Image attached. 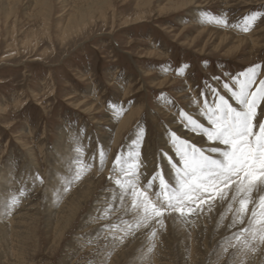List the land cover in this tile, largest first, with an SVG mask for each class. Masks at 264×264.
Returning <instances> with one entry per match:
<instances>
[{
	"label": "rangeland",
	"instance_id": "1",
	"mask_svg": "<svg viewBox=\"0 0 264 264\" xmlns=\"http://www.w3.org/2000/svg\"><path fill=\"white\" fill-rule=\"evenodd\" d=\"M257 65L264 0H0V264H264V185L144 221L113 169L138 151L139 187L175 184L170 133L221 159L179 113L208 126L212 88L239 108L223 84Z\"/></svg>",
	"mask_w": 264,
	"mask_h": 264
},
{
	"label": "snow or ice",
	"instance_id": "2",
	"mask_svg": "<svg viewBox=\"0 0 264 264\" xmlns=\"http://www.w3.org/2000/svg\"><path fill=\"white\" fill-rule=\"evenodd\" d=\"M203 15L208 23L228 25L224 18L207 13ZM260 16L261 13L252 12L244 17L242 30L247 32ZM257 67L252 66L233 77L231 86L227 82L223 84L239 108L212 88L214 101H206L201 112L208 126L183 110L179 113L181 120L193 132L203 135L207 141L216 145L212 151L219 152L221 159L206 155L201 148L170 133L179 157L178 163H173L167 157L175 170L176 183L169 182L163 171L157 169L148 180L147 187L141 188L136 183L143 163L139 152H136L135 157L129 154L128 159H122L121 154L116 156L113 169L119 168L120 176L115 179V185L133 198V206L142 210L144 221L163 218L172 213L180 217H191L198 209L204 210L202 206L207 200L215 199L218 193L232 184L236 185L237 192L248 193L258 185H264V79L257 80ZM220 145L224 146L223 151H220ZM121 176L129 179L122 180ZM156 181L158 185L154 184ZM259 200V215L264 218V195ZM11 203L15 204L16 199L13 198ZM208 210H211L210 206ZM240 211H247L244 199L240 200ZM251 215L255 222L257 212L253 210ZM156 222L163 224V219H157ZM243 231H252L255 238V230L245 228ZM260 231L261 239L264 240V228Z\"/></svg>",
	"mask_w": 264,
	"mask_h": 264
},
{
	"label": "bare ground",
	"instance_id": "3",
	"mask_svg": "<svg viewBox=\"0 0 264 264\" xmlns=\"http://www.w3.org/2000/svg\"><path fill=\"white\" fill-rule=\"evenodd\" d=\"M80 14H81V13H80ZM76 15H77V14H76ZM79 18H80V17H79ZM79 18H78V19H79ZM73 21H75V20H73ZM84 21H85V20H84ZM76 22H77V21H76ZM69 23H70V22H69ZM79 23H80V22H79ZM81 23H82V22H81ZM70 24H71V23H70ZM71 25H72V24H71ZM82 25H83V24H82ZM68 28H69V26H68ZM67 31H68V30H67ZM202 104H203V103H202ZM235 104H236V103H235ZM262 104H264V103H262ZM235 106H236V105H235ZM191 112H192V111H191ZM199 114H200V113H199ZM195 116H196V115H195ZM197 116H198V115H197ZM201 116H202V115H201ZM201 116H200V117H201ZM193 117H194V116H193ZM200 117H199V118H200ZM196 118H198V117H196ZM203 118H204V117H203ZM198 120H199V119H198ZM199 122H200V121H199ZM203 124H204V123H203ZM205 124H206V123H205ZM183 127H184V126H183ZM179 130H180V129H179ZM189 130H190V129H189ZM190 131H191V130H190ZM178 134H179V133H178ZM192 134H193V133H192ZM179 135H180V134H179ZM180 136H181V135H180ZM200 137H201V136H200ZM204 143H205V142H204ZM209 146H210V145H208V147H209ZM211 154H212V153H211ZM213 157H214V156H213ZM216 158H217V157H216ZM125 180H126V179H125Z\"/></svg>",
	"mask_w": 264,
	"mask_h": 264
}]
</instances>
